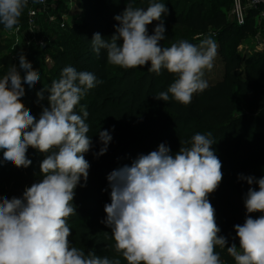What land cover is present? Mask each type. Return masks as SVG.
Listing matches in <instances>:
<instances>
[{
  "label": "clouds",
  "instance_id": "obj_1",
  "mask_svg": "<svg viewBox=\"0 0 264 264\" xmlns=\"http://www.w3.org/2000/svg\"><path fill=\"white\" fill-rule=\"evenodd\" d=\"M28 0H0V25L17 29L19 18ZM168 9L164 3L148 0L147 7L127 0V7L115 20L114 34L105 39L94 34L91 44L99 55L106 52L109 64L135 68L151 63L149 72L162 70L176 74L177 79L167 91L155 99L190 104L197 92H203L207 81L205 70L213 67L217 45L211 38L199 45L179 40L162 47L165 26L162 19ZM160 21L149 34L147 26ZM122 41V43H121ZM19 68L13 65L0 78V151L3 162L27 168L29 147L46 154L40 168L43 178L26 188L22 197L0 196V264H222L216 247L227 250L235 264H264V177L240 175L249 187L244 197L247 210L245 222L234 226L239 247H226V237L215 219V208L209 196L222 182V163L212 150V134L196 133L189 141H181L178 152L161 143L158 150L140 154L131 165L113 170L107 177L111 202L105 204L106 219L101 221L111 229L105 237L114 243L107 245L117 256L87 254L69 240L67 218L76 213L72 206L75 189L81 177L85 184L89 162L84 153L92 147L85 122L86 106L78 114L80 99L98 83L96 76L63 68L58 81L38 92L49 106L39 119L25 107L23 83L34 86L39 72L33 70L26 56H19ZM104 145L96 155H103L112 140L108 130L99 132ZM258 185V190L255 187ZM235 239V238H234Z\"/></svg>",
  "mask_w": 264,
  "mask_h": 264
},
{
  "label": "trees",
  "instance_id": "obj_2",
  "mask_svg": "<svg viewBox=\"0 0 264 264\" xmlns=\"http://www.w3.org/2000/svg\"><path fill=\"white\" fill-rule=\"evenodd\" d=\"M68 2H76L82 8L63 29L60 20L51 22L48 16L47 22L39 16L40 37L44 39L42 47L28 48L22 41L20 44L4 41L3 33L8 29L0 25V78L13 65L23 77L25 72L19 68L18 59L21 53H26L33 70L39 72L40 80L34 86L23 83L25 95L21 100L37 119L49 106L50 95L44 91L41 100L37 93L58 81L64 67L73 66L97 78L96 86L81 97L75 109L82 115L80 109L86 106L89 115L85 122L90 127L88 135L93 143L83 154L90 164L87 182L85 184L81 177L72 204L76 213L67 218L72 245L86 254L94 251L101 257L117 256L107 247L114 241L106 239L104 234L110 235L111 229L101 222L106 219L104 206L111 202L108 175L124 165L130 166L140 154L158 150L161 143L175 154L181 141H189L196 133L210 132L215 141L212 150L222 163L223 178L209 200L221 229L218 235L227 238L226 247L233 242L239 247L234 226L242 225L249 215L244 197L251 187L239 177L241 174L257 179L264 177V49L242 56L238 51L243 41L257 35L258 11L248 10L244 24L239 25L228 15L233 9V0H157L168 9L162 16L166 29V39L160 41L162 47H170L179 40L199 45L202 36L211 37L223 64L221 77L209 83L203 92L195 93L191 103L185 105L171 95L169 102L154 97L167 91L177 79L176 74L167 70L159 75L149 72L150 62L135 68H122L109 64L104 50L99 55L93 51L94 34L99 33L105 39L114 34L119 23L115 17L123 13L127 0ZM147 5L148 0H136V6L146 8ZM27 11L28 6L19 18L18 27L22 30L26 28ZM159 23L153 21L147 26L150 35ZM261 25L264 27V22H260ZM103 130L109 131L112 140L105 154L96 155L104 146L99 138ZM27 156L31 165L16 167L12 162H3V151H0V196L22 197L26 188L43 178L40 165L46 154L29 147ZM255 187L258 190V185ZM251 215L258 218L264 213ZM216 251L222 264H235L226 248L217 246ZM119 258L121 264H127L123 257Z\"/></svg>",
  "mask_w": 264,
  "mask_h": 264
},
{
  "label": "rangeland",
  "instance_id": "obj_3",
  "mask_svg": "<svg viewBox=\"0 0 264 264\" xmlns=\"http://www.w3.org/2000/svg\"><path fill=\"white\" fill-rule=\"evenodd\" d=\"M68 1L69 0H50L48 7L41 10L40 17L43 18V20L47 21L48 16H54L59 21L61 14H68V20L67 21H68V24H71L73 21L72 17H74L75 15H78V13L81 11L82 7H81V5H79L76 2L70 3ZM228 15L233 20L235 19L232 11L231 12L229 11ZM47 22H49V21H47ZM257 24L259 25L257 35L247 38L245 41H243L240 44V46L238 48L240 56H242L244 54L250 55V54H253L255 52L260 51L261 45L264 43V33H263L264 27L262 25L260 26V20L258 18H257ZM45 36L50 38L48 33H46ZM205 38H208V37L202 36L199 43ZM3 40L4 41L11 40V42H16V43L19 42V44L21 42V41H17V38L14 36L13 33H10L9 30L4 31ZM46 53H47V51L44 52V54H46ZM47 62L50 63V60L48 59ZM222 71H223V64H222L221 58L218 55V52H216V56H215L214 61H213V67L210 70H207V69L205 70L203 79H205L207 81V84L215 82L216 80H218L221 77ZM239 112L240 113L243 112L241 105H240Z\"/></svg>",
  "mask_w": 264,
  "mask_h": 264
},
{
  "label": "built area",
  "instance_id": "obj_4",
  "mask_svg": "<svg viewBox=\"0 0 264 264\" xmlns=\"http://www.w3.org/2000/svg\"><path fill=\"white\" fill-rule=\"evenodd\" d=\"M50 0H28L27 23L26 28L22 30L20 27L12 32L17 41H22L28 48L34 46H43L44 39L40 37L39 16L41 10L48 7ZM255 9L258 11L257 18L260 22H264V0H233L232 13L234 20L242 25L245 22L246 12ZM49 20L54 22L58 20L54 16H50ZM67 25V17L62 16L60 19V27L63 29ZM264 49V43L261 45L260 51ZM19 61V59H18Z\"/></svg>",
  "mask_w": 264,
  "mask_h": 264
},
{
  "label": "crops",
  "instance_id": "obj_5",
  "mask_svg": "<svg viewBox=\"0 0 264 264\" xmlns=\"http://www.w3.org/2000/svg\"><path fill=\"white\" fill-rule=\"evenodd\" d=\"M62 16L67 17V20H68V14H61V15H60V19H61ZM67 22H68V21H67ZM11 33H13L12 30H11Z\"/></svg>",
  "mask_w": 264,
  "mask_h": 264
}]
</instances>
